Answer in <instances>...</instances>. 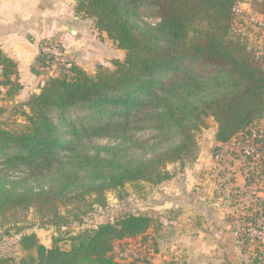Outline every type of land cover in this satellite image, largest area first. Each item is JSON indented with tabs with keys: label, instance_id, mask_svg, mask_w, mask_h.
<instances>
[{
	"label": "trees",
	"instance_id": "1",
	"mask_svg": "<svg viewBox=\"0 0 264 264\" xmlns=\"http://www.w3.org/2000/svg\"><path fill=\"white\" fill-rule=\"evenodd\" d=\"M243 3L264 19L262 0H79L75 13L93 20L124 59L111 69L71 63L57 71L39 51L31 71L46 79L22 104L25 123L0 126V226L25 222L29 210L41 226H60L68 220L63 207L78 218L91 210L88 197L101 202L126 184L171 179L167 165L196 163V135L209 118L219 144L264 121V54L235 31ZM144 10L155 25L142 21ZM0 67L1 102L21 86L2 52ZM153 221L125 214L71 237L68 250L47 248L20 228L16 235L25 264H138L114 259L113 244L144 235Z\"/></svg>",
	"mask_w": 264,
	"mask_h": 264
},
{
	"label": "rangeland",
	"instance_id": "2",
	"mask_svg": "<svg viewBox=\"0 0 264 264\" xmlns=\"http://www.w3.org/2000/svg\"><path fill=\"white\" fill-rule=\"evenodd\" d=\"M248 9L249 5L245 3L238 6L235 31L247 37L251 49L264 54V19L254 16ZM141 19L148 25L157 22L149 10L142 12ZM86 63L90 62L82 61L81 66ZM102 64L110 66V58L103 59ZM53 65L57 71L62 66ZM96 66L85 69L93 71ZM109 68H113L112 65ZM0 91L5 96L6 90L0 88ZM8 101L6 104L4 100L0 102V126L15 130L25 123L28 110L21 102L14 99ZM207 125L196 135L197 160L208 165L207 170H194V164L188 166L186 162L169 164L166 170L172 177L159 185L142 183L136 189L126 184L120 190L105 192L101 202L88 197L91 210L78 218L73 217L70 207L61 208L60 213L68 220L60 226H41L34 212L29 210L25 222L16 226H0V257L13 258L14 264H25L24 260L27 261L28 254L18 245L16 228H20L21 234H35L38 242L45 243L49 248L56 244L62 250H68L71 237L101 224L113 223L131 213L151 216L153 224L144 235L115 241L110 254L114 259L126 261L138 258V264H185L181 246L177 244L179 235L183 234L178 227L197 222L181 215L183 207H186L185 215L190 214L188 209L193 212V205L189 201L186 205L183 201L191 193L204 191L209 197L207 202L216 209L217 213H213L218 215V223L222 222L220 226L231 229L238 247L248 254V262L264 264V201L257 196V192L264 191V121L257 122L246 133L224 144L215 141L217 126L213 119H207ZM236 174L245 179L241 190L233 186ZM198 178L200 187L195 183ZM196 187L200 189L197 191ZM186 190L188 196L183 197L182 192Z\"/></svg>",
	"mask_w": 264,
	"mask_h": 264
},
{
	"label": "crops",
	"instance_id": "3",
	"mask_svg": "<svg viewBox=\"0 0 264 264\" xmlns=\"http://www.w3.org/2000/svg\"><path fill=\"white\" fill-rule=\"evenodd\" d=\"M78 3L79 0H0V52L16 64L17 82L21 86L14 101L26 102L44 84L46 77L33 74L31 68L41 46L47 41L59 42L71 63L84 69L93 65L105 66L102 64L105 58H110V66L113 60L124 59V52L105 33L94 28L93 20L75 13ZM245 5L248 6V3ZM82 61L90 63L81 66ZM8 102L4 100L5 104ZM207 168L208 165L197 160L193 169L205 171ZM236 176L233 186L241 190L245 179ZM195 183L200 187L199 178ZM187 190L182 192L183 197L188 196L185 194ZM257 196L264 201V191L257 192ZM207 198L208 195L201 191L191 193L183 201L186 205L187 201L193 205V212L188 209L190 214L185 215L186 207H183L181 215L197 222L178 227L183 233L177 243L181 246L183 261L185 264H250L248 254L238 247L231 229L220 226L222 222L218 223V215L214 214L216 209L207 202ZM41 244L49 248L45 243ZM217 245H220L219 248Z\"/></svg>",
	"mask_w": 264,
	"mask_h": 264
},
{
	"label": "built area",
	"instance_id": "4",
	"mask_svg": "<svg viewBox=\"0 0 264 264\" xmlns=\"http://www.w3.org/2000/svg\"><path fill=\"white\" fill-rule=\"evenodd\" d=\"M40 53L43 57L52 61L53 64L62 65L67 68L71 65V61L69 60L67 53L57 41H47L41 46Z\"/></svg>",
	"mask_w": 264,
	"mask_h": 264
}]
</instances>
